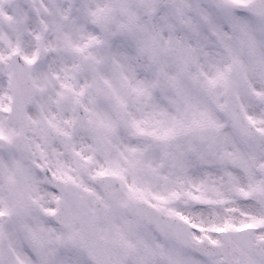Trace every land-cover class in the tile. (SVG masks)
Segmentation results:
<instances>
[{
    "label": "snow or ice",
    "instance_id": "6c2138e0",
    "mask_svg": "<svg viewBox=\"0 0 264 264\" xmlns=\"http://www.w3.org/2000/svg\"><path fill=\"white\" fill-rule=\"evenodd\" d=\"M0 264H264V0H0Z\"/></svg>",
    "mask_w": 264,
    "mask_h": 264
}]
</instances>
